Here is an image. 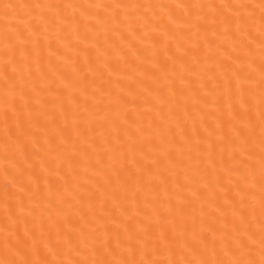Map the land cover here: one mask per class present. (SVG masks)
Masks as SVG:
<instances>
[{
    "label": "snow or ice",
    "instance_id": "snow-or-ice-1",
    "mask_svg": "<svg viewBox=\"0 0 264 264\" xmlns=\"http://www.w3.org/2000/svg\"><path fill=\"white\" fill-rule=\"evenodd\" d=\"M0 264H264V0H0Z\"/></svg>",
    "mask_w": 264,
    "mask_h": 264
}]
</instances>
